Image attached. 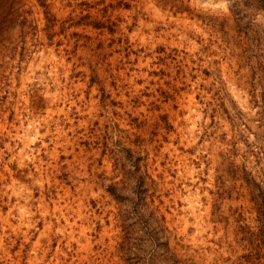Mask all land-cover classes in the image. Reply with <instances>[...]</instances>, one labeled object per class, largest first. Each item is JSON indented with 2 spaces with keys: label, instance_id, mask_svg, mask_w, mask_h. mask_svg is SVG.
<instances>
[{
  "label": "clouds",
  "instance_id": "obj_1",
  "mask_svg": "<svg viewBox=\"0 0 264 264\" xmlns=\"http://www.w3.org/2000/svg\"><path fill=\"white\" fill-rule=\"evenodd\" d=\"M0 264H264V0H0Z\"/></svg>",
  "mask_w": 264,
  "mask_h": 264
}]
</instances>
